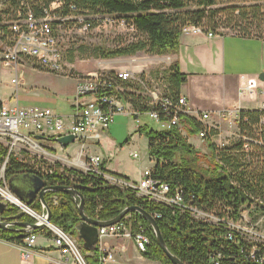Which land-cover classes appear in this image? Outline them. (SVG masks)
<instances>
[{
  "label": "trees",
  "instance_id": "trees-1",
  "mask_svg": "<svg viewBox=\"0 0 264 264\" xmlns=\"http://www.w3.org/2000/svg\"><path fill=\"white\" fill-rule=\"evenodd\" d=\"M53 1L6 0V11L17 13L31 7L35 15L58 13L66 16L71 29L75 28L72 19L79 14L89 18L86 23L90 24V29L103 22V20L98 22L92 19L93 17L111 16L120 24L124 20L125 26L135 33L134 38L112 48L97 46L94 50L95 55L102 59L129 57L139 52L157 56L177 54L183 31L190 26H198L204 33L216 34L215 31L219 29H227L231 30L230 34L236 36L264 40V0H254L263 3L250 6L246 4L240 7L231 6L226 8L225 11H228L226 14H222L221 8L217 7L220 0H64L63 7L52 10ZM109 73L113 74V72ZM186 78L187 76L180 70L179 63H173L169 69L170 91L167 95H181L180 90ZM127 83L123 84L124 91L120 92V95L133 107L141 111L147 110L150 99L127 91L130 88ZM262 114L264 111L260 109H243L239 122L241 132L252 136L253 127ZM180 121L188 135L195 136L201 129L194 119L187 115H182ZM139 133L149 140L150 157L158 159L153 176L169 183L172 188H180L189 205L220 215H231L232 210L233 218L236 217L243 202H256L264 209L263 145L253 143L250 150H246L244 141L238 140L222 150L216 152L210 150L208 154L201 155L177 128L157 132L146 123L139 129ZM6 157V149L0 146V169ZM36 166L31 162L10 156L5 167L6 182L9 184L11 179H18L25 174H36L48 185L71 186L82 194L85 213L101 221L114 219L129 206H141L151 215L159 212L161 218L154 219L162 236L172 254L184 264H207L208 257L217 251L222 252L224 264H252L240 255L234 244L218 239L216 228L211 225L192 221L187 214L149 204L142 198L135 197L132 190L113 184L104 176L95 173L85 174L73 168L62 167L59 162L52 168L49 167L48 171H45L46 168L42 167L41 162ZM102 170L107 172L103 166ZM110 175L122 179L117 174L110 173ZM54 196L63 200L62 203L59 201L58 205H54L52 199L49 200L51 222L75 237L76 225L80 222L76 204L68 194H50L48 198ZM32 208L38 213H43L40 202L33 204ZM15 213L16 211L9 212L6 215ZM131 213L134 220L138 222L139 219L149 228L148 232L153 241L148 252L143 255L161 264H173L159 246L147 219L137 212ZM29 221L36 222L32 217ZM0 237L19 244L23 242V239L18 238L14 232L2 229H0ZM80 248L88 264H101L98 249L92 254H87V250L81 245Z\"/></svg>",
  "mask_w": 264,
  "mask_h": 264
},
{
  "label": "built area",
  "instance_id": "built-area-1",
  "mask_svg": "<svg viewBox=\"0 0 264 264\" xmlns=\"http://www.w3.org/2000/svg\"><path fill=\"white\" fill-rule=\"evenodd\" d=\"M3 4L4 1L0 0V40H6L8 43L2 51L1 61L6 68H11L15 72L11 84L16 87V97H14L15 103L13 104L9 100L0 102V144H4L9 151L0 169L1 190L11 192L5 179V167L10 156L31 162V164L42 159L50 162V153L41 144L42 140L75 134L76 143L82 146L99 142L102 134L109 130L119 114L132 116L137 123L138 131L146 124L142 122V116H148L150 120L161 126L160 132L177 128L185 136L187 132L180 119L182 115H187L194 119L201 128L195 136L200 142H206L208 151L222 150L238 140L244 141L246 150H250L253 143L264 146V114L254 125L253 135L248 136L243 134L239 128L240 113L243 109L237 105L224 107L217 112L202 111L190 106L186 96L165 95L158 91H151L147 110L141 111L133 107L120 95V92L124 91L123 84L136 79V73L131 69H124L113 74L109 72L88 73L77 77L72 113L69 116L61 115L48 107L18 104V91L24 79V70L21 68L23 63L29 62L36 68L48 72H62L66 49L64 42L67 34L73 31L86 32L90 29V24L86 23L89 19L87 16L79 14L72 19L75 28L71 29L66 16L58 13L35 15L31 7L15 13L4 10ZM64 4V0H54L52 6L61 8ZM92 19L98 22L103 20L102 24L118 21L111 16L104 18L97 16ZM121 23L123 26L126 25L124 20ZM183 33L200 34L204 32L198 26H191L185 28ZM206 34L210 38L216 35L213 32ZM254 89H256L254 82H250L240 91V94L252 93ZM259 109L264 111V103ZM138 131L135 134H138ZM135 134L132 139L135 138ZM37 135L45 138L39 140L35 137ZM131 154L139 158L138 152ZM77 159L79 162H76ZM149 159L153 165L144 169L140 180L135 183L116 178L110 181L113 177L101 169L104 159L100 156H87L84 159L81 155H77L68 159L67 162L70 165L69 168L85 174L95 173L104 176L113 184L123 185L132 190L135 197L142 198L149 204L187 214L192 221L211 225L214 229L216 228L217 238L234 244L240 255L247 258V261L252 264H264V209L260 205L249 201L241 203L235 218H233L234 211L232 210L231 215H220L191 206L185 201L180 188H172L169 183L153 176L158 159L153 157ZM49 172L52 173V171ZM10 194L12 198L5 197L0 192V200L8 202L10 206L25 208L15 194L12 192ZM59 201L60 199L55 197L53 204L58 205ZM25 209L27 212L31 211L29 208ZM34 216L37 222L45 224L44 229L50 233L55 247L63 255L72 257L76 264H88L74 236L62 227L47 221L46 214L37 213ZM152 216L159 219L162 215L156 212ZM148 229L139 219L138 222L134 220L132 213L127 214L118 223L98 228V255L101 263L109 264L115 262L116 259V250L103 243V240L109 237L131 239L142 255L147 253L153 243ZM37 238L38 234L34 233L23 240L19 246L22 257L27 258L30 255L28 248L35 245ZM207 264H224L222 252L217 251L210 255Z\"/></svg>",
  "mask_w": 264,
  "mask_h": 264
},
{
  "label": "crops",
  "instance_id": "crops-1",
  "mask_svg": "<svg viewBox=\"0 0 264 264\" xmlns=\"http://www.w3.org/2000/svg\"><path fill=\"white\" fill-rule=\"evenodd\" d=\"M226 35L219 34L210 38L206 33H183L179 52L168 55V57L171 63H179L181 72L187 76L185 83H188L190 79H194V87L199 91L184 89L182 86L180 93L188 98L190 106L202 111L217 112L224 107L234 105L240 106L244 110L259 109L264 103V40L244 38L233 34L230 35L234 38L225 37L222 38L223 41L215 40ZM235 40L241 41V44L233 42ZM241 46L243 49L240 50L241 52H237L236 48H241ZM231 48L232 51H230ZM236 57L241 59L239 71H233V67L238 63L236 62L238 60ZM132 59L127 60L126 66H117L120 68L119 71L131 69L137 73L140 66L133 65L134 60ZM112 69H115V67ZM239 72L241 73L239 74ZM71 78L74 79V82L69 94L74 97L78 79L75 77ZM250 82H254L256 89L252 93L241 95L240 91ZM25 84L24 78L20 87L25 86ZM26 96L28 98L21 101L18 97V104L21 105L20 102H28L48 106L51 103V101L44 99L37 93L27 92ZM4 100L6 99L0 98V102ZM71 113L66 116L71 115ZM109 136L110 128L102 135L99 142L88 143L84 146L75 144L77 146L70 145L64 148L53 140H42L41 144L50 153V156L58 157L60 162L70 157V155H81L84 159L87 156H100L104 159L102 166L108 175L110 173L117 174L123 181L129 183L139 181L142 172L141 167L137 168L134 165H128L126 156L121 155V153H125L129 149V157L137 159L131 154L135 152L133 148L131 149V145L138 142L141 139V135L139 134L138 137L132 139V134L125 141L127 146L121 145L120 147ZM101 148L103 151H101ZM50 149L57 151V153L49 151ZM50 162H53V160L51 159ZM146 168L148 167L145 163L144 169ZM30 218V216L26 215L22 220L29 221ZM15 234L18 236L17 233ZM37 234L38 238L35 245L28 248L30 255L27 258L22 257L19 249L23 242L19 244L0 237V264H76L72 257L63 255L55 247L54 240L47 230L41 229ZM75 238L77 239V234ZM78 242L85 249L83 243L79 240ZM103 243L116 250L115 262L109 264H161L159 261L150 260L142 255L131 239L109 237L105 238ZM96 249H98V243ZM94 251L87 250V254H92Z\"/></svg>",
  "mask_w": 264,
  "mask_h": 264
},
{
  "label": "rangeland",
  "instance_id": "rangeland-1",
  "mask_svg": "<svg viewBox=\"0 0 264 264\" xmlns=\"http://www.w3.org/2000/svg\"><path fill=\"white\" fill-rule=\"evenodd\" d=\"M260 3L263 2L254 0H220L217 7L221 8L220 11L222 14H226L228 13V11H225L226 8H231V6L240 7L244 4H246V6H250ZM215 33L216 35L228 34L226 36L215 39L218 41H223L222 38L225 37L234 38L230 35L231 30L219 29L215 31ZM134 35L135 33H133L129 27L123 26L122 24H119L117 22H104L102 25L93 27L86 32H70L69 34H67L64 42L66 49L64 53V65L62 68V72L53 73L41 70L39 68H36L29 62H24L23 66H21V68H23L24 70V78L26 84L25 86H21L19 88L18 97L20 98V101L28 98L26 96L27 92H32L34 94L37 93L44 99H48L49 101H51V103L48 106H45L28 102H20L21 105H39L42 107L51 108L61 115H68L72 112L71 101L73 99V96L69 93L72 89L74 79L71 77L77 78L85 76V74L87 73L96 72L116 73L120 70V68H118L117 66H126L127 60L131 58H133L132 60H134L133 65L140 66V69H138L136 73V79L127 83L130 86L127 91L135 92L136 94L148 99H150L151 91H158L161 94H168L170 91L168 83L169 69L173 64L170 62L168 55H164V57L149 55L145 52H139L134 56L119 57L116 59H102L96 57L94 50L97 46L112 48L119 44L130 41L134 38ZM1 42L2 41H0V98H5V101L9 100L11 104H13L15 103L14 97H16V87L11 84V79L15 77V72L11 68H6L2 64L1 59L4 43ZM233 42H235L236 44L239 43V45L241 44V41L235 40ZM241 49H243L242 46L241 48H236V51L241 52ZM230 51H232V48L230 49ZM236 59H238L236 61L238 62L236 63L238 66L236 65L235 67H233V71H239L240 68L241 59L238 57H236ZM121 60L123 61L121 62ZM111 67H115V69H112ZM240 73L241 72H239V74ZM193 80L194 79H190L188 83L184 82L182 84L184 89L188 88L199 91L194 87L195 82ZM141 120L143 123H147L152 130L157 132L161 131V126L155 121L150 120L148 116H143ZM136 131H138V126L135 119L129 115L119 114L115 117L114 122L110 126L109 137L112 141H115L119 147L121 145L127 146V144H125V141L130 138L132 134L134 135ZM104 134L105 132L102 135ZM138 136L139 134H135V137ZM185 137H187L188 143L193 144L196 150L199 151L201 155L208 154L206 142H200L196 136H191L188 134ZM75 144L73 145L77 146ZM132 148L135 152L139 153V158H130V155L128 154V152L130 151L129 149H127L125 153H121V155L126 156L128 165H134L137 168L140 166L142 170H144L145 163L148 168L149 166L153 165V163H151L149 159L148 138L145 135L142 134L141 139L131 145V149ZM49 151L57 153V151L53 149H50ZM101 151H103L102 148ZM74 156L70 155V157H68L67 159L65 158V160L62 162L58 161V157L50 156L53 162H48L45 160H40V162L42 167L46 168L45 171H48L49 167L52 168L58 162L62 167L69 168L70 165L67 160H70ZM202 165L204 166L205 163H203ZM17 183L19 184L18 181ZM3 186L5 187V185Z\"/></svg>",
  "mask_w": 264,
  "mask_h": 264
},
{
  "label": "water",
  "instance_id": "water-1",
  "mask_svg": "<svg viewBox=\"0 0 264 264\" xmlns=\"http://www.w3.org/2000/svg\"><path fill=\"white\" fill-rule=\"evenodd\" d=\"M35 137L39 140L45 138L41 135H37ZM54 141L60 146L66 148L76 143V135L69 134L63 137H55ZM23 178L24 179L20 181L19 184L15 179H11L9 181V186L12 192L24 204L25 208L32 209L34 203L40 202L43 207V213L47 215L46 220L49 222L51 221V206L49 200L52 199V197L48 198V195L65 193L72 197L74 203L77 206L78 214L80 215V222L76 225L77 239L83 243V247L85 249L89 251H94L96 249L99 239L98 228L118 223L127 214L131 212H137L150 223L159 246L161 247L164 254L173 262V264H184L177 256L172 254L168 248L157 221L141 206H129L114 219L109 221H101L94 219L85 213L84 198L82 194L75 188L67 185H48L42 177L36 174H25L23 175ZM62 200L63 199L61 198L60 203H62ZM25 208L10 206L7 202L0 201V229L17 233V237L20 239L26 238L29 232L44 229V223H33L22 220L27 214ZM15 211V214L6 215L9 212Z\"/></svg>",
  "mask_w": 264,
  "mask_h": 264
},
{
  "label": "bare ground",
  "instance_id": "bare-ground-1",
  "mask_svg": "<svg viewBox=\"0 0 264 264\" xmlns=\"http://www.w3.org/2000/svg\"><path fill=\"white\" fill-rule=\"evenodd\" d=\"M4 1V4H3V9L4 10H6V8H7V4H6V0H3ZM51 9L52 10H54V9H57V8H54L52 5H51ZM191 27V26H190ZM202 29V28H201ZM0 41H2L3 43H4V47L6 46V44L8 43L6 40H0ZM1 42V43H2ZM4 47H3V50H4ZM2 50V51H3ZM179 96H184V95H179ZM143 117V116H142ZM138 133H139V131H138ZM140 134V133H139ZM55 137H63V136H55ZM55 137H52V138H50V140L51 139H53V141H54V138ZM55 142V141H54ZM0 146H3L5 149H6V151H8V149H7V147L4 145V144H0ZM9 152V151H8ZM12 155H14L13 153H11ZM7 158V157H6ZM9 159V158H8ZM42 160H44V159H42ZM45 161H47V160H45ZM38 162H40V160L39 161H37V163ZM76 162H79V159H77L76 160ZM37 163H35V164H33V165H35L36 166V164ZM82 165H83V163H81ZM37 167V166H36ZM39 167V166H38ZM101 169H102V167H101ZM104 172V171H103ZM142 172H143V170H142ZM141 172V173H142ZM104 173H106V172H104ZM107 174V173H106ZM108 175V174H107ZM39 176V175H38ZM110 177H113V176H111V175H109ZM41 177V176H40ZM21 178V179H20ZM114 178L115 177H113L110 181H114ZM24 178H23V176H21V177H19L18 179H15L16 181H18V182H20V181H22ZM106 179V178H105ZM116 179H118V178H116ZM107 180V179H106ZM109 181V182H110ZM123 186V185H122ZM10 187V186H9ZM11 189V188H10ZM12 191V190H11ZM0 192L1 193H3L4 195H5V197H10V198H12V195L10 194V193H8V192H6V191H3V190H1V188H0ZM55 197H57V198H59L58 196H54L53 198H52V200L55 198ZM60 199V198H59ZM1 201V200H0ZM5 202V201H4ZM8 203V202H7ZM9 204V203H8ZM38 212L36 211V210H34L33 208L31 209V211H29V212H27V214L26 215H29L30 217H32V218H35V216H34V214H37ZM31 222V221H30ZM37 222V221H36ZM35 223V222H34ZM152 228V227H151ZM35 232V231H34ZM34 232H29L28 234H27V236H26V238H24L25 240L27 239V238H29V235H33L34 234ZM23 239V240H24ZM135 244V243H134ZM135 247H136V245H135ZM137 249V248H136ZM97 252H98V250H97ZM98 257H99V255H98ZM99 260H100V257H99ZM100 263H101V261H100ZM102 264V263H101Z\"/></svg>",
  "mask_w": 264,
  "mask_h": 264
}]
</instances>
